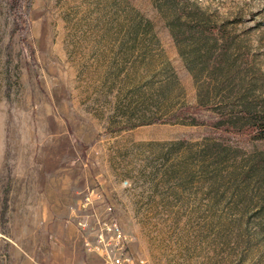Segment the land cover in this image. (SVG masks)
I'll return each instance as SVG.
<instances>
[{"label":"rangeland","instance_id":"obj_1","mask_svg":"<svg viewBox=\"0 0 264 264\" xmlns=\"http://www.w3.org/2000/svg\"><path fill=\"white\" fill-rule=\"evenodd\" d=\"M190 1L210 22L238 20L226 27V56L230 72L249 56L239 81L213 87L193 60L198 45L180 50L172 38L170 4L30 0L19 16L0 0L6 264H102L85 247L93 233L77 223L110 217L107 206L136 264H264V140L152 121L200 98L264 110V0Z\"/></svg>","mask_w":264,"mask_h":264},{"label":"trees","instance_id":"obj_2","mask_svg":"<svg viewBox=\"0 0 264 264\" xmlns=\"http://www.w3.org/2000/svg\"><path fill=\"white\" fill-rule=\"evenodd\" d=\"M152 1L158 11L167 10L169 4L173 6L174 9L168 10L169 12L165 18V24L172 38L179 45L180 50L182 47L185 48V45L189 46L192 42H194V45H198L200 49L193 54V60H200L206 76L215 80L217 84V86H213L215 89L218 86L221 88L226 87L230 82L241 79L240 72L250 67L249 56L246 53L241 55V64L235 66L233 72H230L229 67L231 64L227 62L226 56L232 43L230 31L226 27L229 24L237 23L238 20L232 19L221 23L210 22L207 13L190 0ZM24 2L26 8L21 10ZM29 2L30 0H9L10 7L12 10H16V15L19 16L27 15ZM180 53L184 56L183 52ZM188 61H191L190 58ZM187 65L191 69V63ZM215 89L212 88L213 91H216ZM207 90L209 89L207 88ZM207 92L205 91V95L208 96ZM200 110H211L215 111L216 114L208 122L199 121L197 113ZM177 119L207 124L222 137L237 135L246 139V141L264 140V110L257 109L255 102L252 100L241 102L237 108L225 110L222 102L207 105L206 101L200 98L195 105H184L172 115L166 118H154L152 121L164 123Z\"/></svg>","mask_w":264,"mask_h":264},{"label":"built area","instance_id":"obj_3","mask_svg":"<svg viewBox=\"0 0 264 264\" xmlns=\"http://www.w3.org/2000/svg\"><path fill=\"white\" fill-rule=\"evenodd\" d=\"M107 211L110 217L93 214L95 224H91L86 219L78 221L80 230H89L93 233V238L85 242L86 249L96 253L101 258L102 264H136L131 255L127 235L111 216V206H107Z\"/></svg>","mask_w":264,"mask_h":264},{"label":"crops","instance_id":"obj_4","mask_svg":"<svg viewBox=\"0 0 264 264\" xmlns=\"http://www.w3.org/2000/svg\"><path fill=\"white\" fill-rule=\"evenodd\" d=\"M14 251V250H13ZM2 258H5V256L2 255V257H0V264H6L5 262V259H2ZM10 258H12V254L10 255ZM9 261V260H8ZM11 261L14 263V264H26V263H29V260H27L26 258H21V257H18L16 259L13 258V260L11 259ZM10 262V263H12ZM12 263V264H13Z\"/></svg>","mask_w":264,"mask_h":264}]
</instances>
